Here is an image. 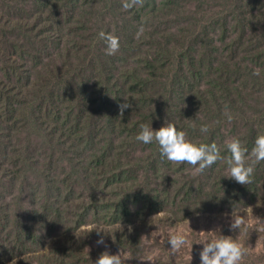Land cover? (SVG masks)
Returning a JSON list of instances; mask_svg holds the SVG:
<instances>
[{"label":"rangeland","instance_id":"rangeland-1","mask_svg":"<svg viewBox=\"0 0 264 264\" xmlns=\"http://www.w3.org/2000/svg\"><path fill=\"white\" fill-rule=\"evenodd\" d=\"M123 2L0 0V264H94L120 249L125 264H200L209 230L239 236L241 264H264V161L240 184L224 162L197 173L135 139L174 122L222 155L232 137L251 150L264 134V0ZM101 31L119 37L115 55ZM103 147L120 185L95 173ZM176 231L190 243L172 252Z\"/></svg>","mask_w":264,"mask_h":264},{"label":"clouds","instance_id":"clouds-1","mask_svg":"<svg viewBox=\"0 0 264 264\" xmlns=\"http://www.w3.org/2000/svg\"><path fill=\"white\" fill-rule=\"evenodd\" d=\"M136 0H124L123 7L130 8ZM142 31V29H141ZM139 35V33H138ZM99 36L104 40L107 55H115L120 48L119 37L112 33L101 31ZM253 75L259 76L260 69L256 68ZM119 104L121 115L125 109L132 107L127 99ZM228 119L232 117L229 115ZM209 126L201 125V133H207ZM136 141L143 144H151L153 142L159 145V153L161 158L173 163H186L191 165L194 172H203L207 167L215 164L217 161L226 163L225 171L229 173V178L234 179L240 184H248L251 182L255 172V165L264 161V134H258L254 140L251 150L244 146V143L238 137L226 139L224 146L227 154L222 155L220 147L212 142L196 143L187 138L185 130L178 128L174 122H166L158 130H154L152 125L141 124L140 130L135 136ZM185 171L188 169L185 168ZM162 215V213H159ZM249 227V222L246 216L232 213V221L230 228L232 230L239 229V233H243ZM257 231H264V223L257 227ZM99 239L97 244H105V238L100 233H105L101 229L96 230ZM207 232L209 235L198 244H203L200 250V264H241L249 247H245L240 239L232 236L223 235L219 230L201 231ZM219 232L220 235H213ZM187 234L183 231L170 232L168 237V245L170 251L177 252L184 246L188 245ZM193 248V246H192ZM126 252L120 249L118 253L113 254L109 251H104L94 264H125L124 257ZM193 258V257H192ZM10 264H16L14 258Z\"/></svg>","mask_w":264,"mask_h":264},{"label":"trees","instance_id":"trees-1","mask_svg":"<svg viewBox=\"0 0 264 264\" xmlns=\"http://www.w3.org/2000/svg\"><path fill=\"white\" fill-rule=\"evenodd\" d=\"M223 80V79H222ZM223 84H221L220 83V86H222ZM233 87H231L230 85H227V84H224L223 86H222V91H223V95L224 96H226V95H228V94H230L231 92H236L237 93V95H238V98L237 99H234V98H232L231 99V101L232 102H237L239 99H241L240 97V91H239V88L238 87H236V88H233ZM200 92V91H199ZM196 99H194L193 98V101L195 102V103H198L197 101H195ZM203 100H205V97H204V99ZM205 104L208 106V103L205 101ZM205 106V105H204ZM131 134H130V137H132V134H134V132L132 131V132H130ZM212 143V142H211ZM210 143V144H211ZM111 145H112V143H111ZM110 145V146H111ZM151 147L153 148V146L151 145ZM109 148H111V150L113 149L112 147H109ZM109 148H105V147H103V149L102 150H104L105 151V153H103L101 156H100V158L99 157H97V156H93V163H95V164H99V165H101L102 167L100 168V170H97V171H95V173L98 175L99 174V172H100V176H102V177H107L108 178V182H107V186L112 182V181H114L115 183H116V185H120V182L122 181V179H123V177H124V173L123 172H112L113 173V175L111 176H107V172H106V165H107V161H108V157L106 156V154L109 152L108 151V149ZM222 154V153H221ZM162 160H164V161H168V160H166V159H163L162 158ZM169 162V161H168ZM98 177V176H97ZM97 177L95 178V180L97 179ZM111 177H112V179H111ZM109 179H111V180H109ZM97 181V180H96ZM107 181V180H106ZM126 211H128V209L126 210ZM117 216V214L116 213H114V218Z\"/></svg>","mask_w":264,"mask_h":264}]
</instances>
